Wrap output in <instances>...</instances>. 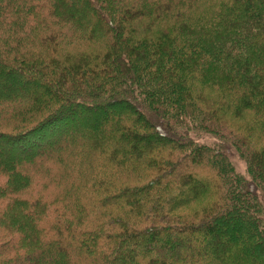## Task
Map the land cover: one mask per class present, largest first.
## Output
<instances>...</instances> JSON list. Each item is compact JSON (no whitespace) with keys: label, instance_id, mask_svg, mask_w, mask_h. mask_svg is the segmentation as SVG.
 <instances>
[{"label":"trees","instance_id":"obj_1","mask_svg":"<svg viewBox=\"0 0 264 264\" xmlns=\"http://www.w3.org/2000/svg\"><path fill=\"white\" fill-rule=\"evenodd\" d=\"M0 264H264V0H0Z\"/></svg>","mask_w":264,"mask_h":264},{"label":"rangeland","instance_id":"obj_2","mask_svg":"<svg viewBox=\"0 0 264 264\" xmlns=\"http://www.w3.org/2000/svg\"><path fill=\"white\" fill-rule=\"evenodd\" d=\"M234 156H235V154H234ZM235 159L237 160L238 166L240 167V169L244 170V167H245L244 162L242 160H240L238 156H235ZM189 210H192V207H190ZM187 213H185V214H187Z\"/></svg>","mask_w":264,"mask_h":264}]
</instances>
